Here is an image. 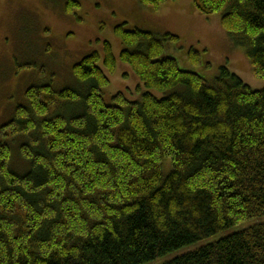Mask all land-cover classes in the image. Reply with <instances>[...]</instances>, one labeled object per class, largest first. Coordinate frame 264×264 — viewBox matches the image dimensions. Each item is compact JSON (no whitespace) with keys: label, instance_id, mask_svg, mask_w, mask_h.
<instances>
[{"label":"trees","instance_id":"obj_1","mask_svg":"<svg viewBox=\"0 0 264 264\" xmlns=\"http://www.w3.org/2000/svg\"><path fill=\"white\" fill-rule=\"evenodd\" d=\"M194 4L220 15L264 80V0ZM79 8L68 0L65 10ZM116 35L121 61L164 97L120 92L107 103L105 70L117 68L109 42L103 58L74 65L76 86L28 88L3 127L11 140L0 142V264H145L264 217V89L227 67L213 83L180 69L165 55L178 39L170 33L119 25ZM16 150L25 171L13 166ZM166 264H264V224Z\"/></svg>","mask_w":264,"mask_h":264},{"label":"rangeland","instance_id":"obj_2","mask_svg":"<svg viewBox=\"0 0 264 264\" xmlns=\"http://www.w3.org/2000/svg\"><path fill=\"white\" fill-rule=\"evenodd\" d=\"M75 1L80 8L68 12V0H0V142L11 140L3 134V127L14 118L19 106L27 104L29 87L51 84L60 90L76 86L74 65L94 52L103 58L105 42L112 45L117 60L114 73L105 70L110 80L104 90L107 103L120 92L130 100H139L146 92L164 97L163 93L148 90L131 66L121 61L123 45L116 35L119 25L177 36V40L165 42V55L175 58L180 69L195 72L209 83L216 80L221 68L227 67L254 90L264 89V80L254 74L245 51L222 28L220 15L202 14L194 0L168 2L159 8L144 7L138 0ZM191 51L199 53L198 63L192 61ZM100 65L103 67V61ZM13 159L14 168L25 171L27 162L17 150ZM166 164L168 172L171 161ZM259 224H264V217L250 219L145 264H166Z\"/></svg>","mask_w":264,"mask_h":264}]
</instances>
